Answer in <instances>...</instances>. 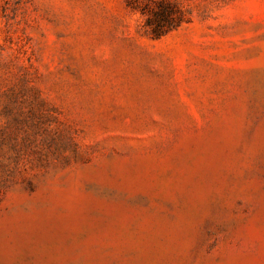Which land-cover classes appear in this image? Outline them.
I'll list each match as a JSON object with an SVG mask.
<instances>
[{"label": "rangeland", "instance_id": "obj_1", "mask_svg": "<svg viewBox=\"0 0 264 264\" xmlns=\"http://www.w3.org/2000/svg\"><path fill=\"white\" fill-rule=\"evenodd\" d=\"M0 264H264V0H0Z\"/></svg>", "mask_w": 264, "mask_h": 264}]
</instances>
